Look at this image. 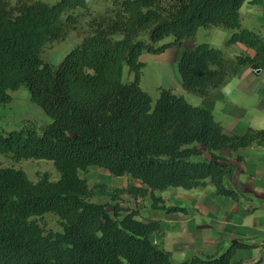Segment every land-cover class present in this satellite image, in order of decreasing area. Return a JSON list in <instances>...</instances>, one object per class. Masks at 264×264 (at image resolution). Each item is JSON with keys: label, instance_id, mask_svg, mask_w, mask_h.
Listing matches in <instances>:
<instances>
[{"label": "trees", "instance_id": "trees-1", "mask_svg": "<svg viewBox=\"0 0 264 264\" xmlns=\"http://www.w3.org/2000/svg\"><path fill=\"white\" fill-rule=\"evenodd\" d=\"M245 1L113 0L55 64L41 56L43 47L66 36L77 18L64 15L88 8L89 0H0V103L26 86L52 118L42 127L27 122L0 131V153L52 160L59 172L56 179L44 172L34 180L22 167L0 162V264H245L232 260L238 247L250 246L243 241L215 254L175 260L151 238L161 222L140 218L138 209L120 201L123 194L150 196L153 208L185 210L166 204L157 191L209 183L239 198L226 184L225 157L217 150L230 148L242 159V149L264 141V128L227 133L210 108L170 87L160 86L154 101L142 86L141 55L182 48L177 67L183 85L202 96L225 85L243 64L264 68V35L242 24ZM214 25L232 29L227 43L243 42L255 55L230 58L208 41L184 46L201 27ZM126 66L133 74L128 81ZM94 165L143 184L91 185L81 172ZM100 189L112 190L118 201L95 200ZM48 212L60 217L62 230L43 226L37 217Z\"/></svg>", "mask_w": 264, "mask_h": 264}, {"label": "crops", "instance_id": "crops-1", "mask_svg": "<svg viewBox=\"0 0 264 264\" xmlns=\"http://www.w3.org/2000/svg\"><path fill=\"white\" fill-rule=\"evenodd\" d=\"M240 13L244 27L259 30L264 35V0H246ZM211 27H206V31H212ZM232 32L230 29L225 38L226 56L232 58L241 52L254 56L256 50L243 42L227 43ZM197 43L195 40L193 44L184 46ZM177 48L169 47L159 53V56L165 55L173 49L177 53L173 61L169 58L174 52L162 61L163 73L170 77L164 80L163 86L173 88L195 105L210 108L227 133L243 134L249 127L264 128V68L243 64L225 85L202 96L185 88L179 72H176L183 51ZM144 59L145 53L141 55V60ZM217 153L225 157V181L239 192L238 199L218 193L211 183L192 189L170 187L157 192L164 199L170 193L171 205L186 208L173 212L153 208L149 196H122L131 197L135 204L131 209H138L140 218L161 222V230L154 232L151 238L170 251L177 261L194 254H215L227 249L234 241H243L250 246L238 247L232 260L245 264L261 260L264 264V141L242 149V159L227 147L217 150Z\"/></svg>", "mask_w": 264, "mask_h": 264}, {"label": "rangeland", "instance_id": "rangeland-1", "mask_svg": "<svg viewBox=\"0 0 264 264\" xmlns=\"http://www.w3.org/2000/svg\"><path fill=\"white\" fill-rule=\"evenodd\" d=\"M11 1L13 3L17 2V0ZM45 1L54 3L57 0ZM112 3L113 0H89L88 8L78 7L69 11L64 15L63 18L66 19V17L71 14L77 18V21L69 26L68 32L64 38L47 43L42 49L41 56L45 60L58 64L63 56L70 49L78 45L89 33V21L91 17L110 9L112 7ZM205 28L206 27H202L193 39H187V43L184 42V44H193L195 40L197 42L208 41L216 47L225 50V38L229 34L230 29L224 26H213L211 27L212 31H206ZM171 39L172 37H168L159 44L167 42ZM173 50L174 53L167 51L166 54L164 53L165 55L162 54L161 56H159V53L152 54L145 52L144 61L146 63L143 69L142 86L152 95L154 101H156L160 95L159 87L165 84V79L170 78L169 74L163 73L162 61L164 60V57H167L172 53V57L170 56L171 58L169 59L173 61L174 56L177 54L175 53L176 50ZM175 69L178 73V68L176 67ZM130 79H133V75H131L128 66H126L124 80L128 81ZM11 94L13 96L12 101L8 103H0V131H10L12 129L21 128L27 122H33L42 127L52 120V118L43 110V108L32 100L30 91L26 86H22L18 90H12ZM0 162L3 166L22 167L34 180H37L44 172L50 173L51 177L54 179L59 177V172L57 171L52 160L39 158H23L21 160H16L11 155L0 153ZM81 174L88 177L91 185H94L98 182H106L111 186H128L130 183H135L138 185L143 184L141 180L132 178L129 175H124L123 177L114 176L108 169L100 166H92L88 171L81 172ZM97 192L98 194L95 197V200L97 201L111 203L118 201V199H113L114 192L110 189H100ZM169 194L170 193H167L165 195L167 200H164L166 204L168 203L171 205V201L168 198ZM149 198L151 197L149 196L148 200H150ZM120 201L121 206L126 208H133L131 205H135L134 201L131 200V197L128 195L125 197L121 196ZM108 208L112 209V206H109ZM146 211L149 212L150 210ZM37 218L47 230L58 231L63 229L60 222V217L55 213L48 212L43 216H38Z\"/></svg>", "mask_w": 264, "mask_h": 264}]
</instances>
